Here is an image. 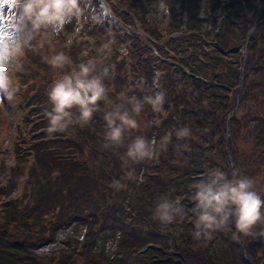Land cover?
<instances>
[{
	"label": "trees",
	"instance_id": "obj_1",
	"mask_svg": "<svg viewBox=\"0 0 264 264\" xmlns=\"http://www.w3.org/2000/svg\"><path fill=\"white\" fill-rule=\"evenodd\" d=\"M187 1L190 7H186V15L189 13L191 17L189 23H185L182 29L184 33L173 40L175 41L172 42L173 45L161 44L156 51L158 57L154 58L153 62L146 58L144 52L137 54L134 49H129L131 61L133 59L137 61H134V69L128 72L122 68L123 55L117 50H110L107 56L103 57V61L100 60L101 56H88L89 53L78 59L79 45H83V41L87 43L84 37L80 38L81 34L73 38L70 44H66L64 40L51 42L48 49L42 50L43 58L53 51H63L76 62L86 63L92 59L96 66H100L96 67L99 72L108 69V75L102 78L105 87L109 89L108 95L117 93L114 89L122 88L130 82L131 93L140 101H143L148 94L144 87L141 88L142 76L145 74L152 76L154 72L152 66L156 69L159 65L169 66L164 68L167 73L165 78L168 77L169 81L164 78L161 87L173 82L175 89L177 84L183 83L184 77L189 81L187 87L177 91L174 96L170 95V99L167 98L166 101V103L171 101L173 103L171 106L183 104L179 113L176 107L171 109L168 119L165 120L166 124L173 128L170 146L181 148L187 146L191 152L188 156L192 161L194 154L198 155L199 159L204 157L202 166L181 170L187 175V185L189 186L195 177L202 178L208 169L215 168L217 158L215 159V154L212 152L209 154L207 152L216 151L218 148L227 166V154L230 155L232 165L238 174L251 178L257 172L264 175V3L260 5L261 0ZM200 11L202 14H199ZM256 13V27L250 32ZM180 15L181 13L177 12L176 23L170 22L167 32L163 29L161 33L165 34L162 35H167L173 31V28L176 30ZM219 18L217 31L209 39ZM74 23L75 21L69 23V27ZM210 25L212 28L208 29ZM237 26L243 31L240 36L234 38L233 42L230 33ZM112 30L116 31V28L112 27ZM151 35L153 34L149 33V37ZM208 39L209 42L206 41ZM183 40L188 43H180ZM206 42L213 47L208 49V53L199 47ZM183 46H186V49L181 51ZM243 46H245L243 50L245 54H240ZM188 49L191 52L186 56L185 52H188ZM201 52L211 58L205 60L203 56L199 57ZM233 55L237 57L231 62L227 58ZM40 60L37 61L39 65H41ZM128 60L130 61V57ZM99 62L101 64H97ZM42 66L44 67L43 63ZM51 70L56 73L52 79L59 78L61 72L48 65L46 71L49 73ZM174 71L175 77L172 76ZM48 85H51L50 82ZM48 85L46 87H49ZM122 99H119L117 104H121ZM34 114L31 115L33 119ZM174 114L177 117H174ZM173 120H175L174 125H172ZM196 127L201 128L202 131L204 129V136L211 138L204 143L206 152H203L202 144L199 147L201 151L198 152V144L195 147L185 137H177L180 128H187L192 137L193 128ZM46 138L47 135L39 140L40 147L35 149L33 145L30 146L29 151L31 149L35 151L34 157L23 154L18 156L20 161L16 165L18 173L15 176L19 177V172L25 171L24 176L28 178L22 191L11 193L9 191L11 188L8 189L10 182L6 184L8 180L6 175L4 177H7V180L0 183V264H134L131 259L133 255L139 258L136 264L139 262L140 264H264V236L258 235L255 238L235 236V229L229 224L217 231L226 241L222 247H219L214 245L215 243L204 244L205 240L194 239L193 231H188L179 220H176V224L179 223V230L173 234V237L167 238L169 240L165 244L152 248L148 245V242H151L149 239L138 237L139 242L135 243L132 239L123 236L115 245V251L107 254L103 251L104 244L102 249L98 244L100 232L105 227L108 216L113 212H121L126 206L128 197L126 187L121 185V181L127 185L128 181L122 178L130 179L128 177L129 174L132 176V173L128 174L125 169L121 170L119 162L114 164L116 169L113 173L111 164L108 165L110 169H107L99 163L91 167L95 169L93 172L89 169L86 158L82 159L84 163H81L71 152L65 151L64 145L59 143L52 145ZM240 140L247 141V144L252 145L253 148L240 149L238 145ZM124 142L126 143V140ZM77 145L79 149L93 147L84 143L80 145L78 141ZM104 152L108 158L107 162H112L108 152L106 150ZM97 153L91 154L92 161H97ZM21 160L29 161V165L26 167L20 164ZM192 161L187 160L186 164L190 165ZM219 165L220 168L224 167L223 162ZM55 167H59L63 173L70 168L74 182L69 185L63 184L61 182L63 174L57 175L59 171L54 170ZM54 172H56L55 176H53ZM176 173V177L181 174L180 171ZM3 174V169H0V179ZM106 175L111 176L109 183L106 181L108 180ZM189 192L192 191L178 193L189 202L191 198ZM261 193L264 195V192ZM81 203H85L83 209ZM190 213L194 217L192 210ZM77 215L81 218H91L84 240L79 243L76 235L66 236L62 241L56 240L59 230L68 226L69 221ZM188 220L185 219V222L188 223ZM171 225L174 226V222ZM215 236L217 237V234ZM46 243H55L56 247L38 254L36 249ZM140 245V249H137ZM145 245L147 248L143 249Z\"/></svg>",
	"mask_w": 264,
	"mask_h": 264
},
{
	"label": "rangeland",
	"instance_id": "obj_2",
	"mask_svg": "<svg viewBox=\"0 0 264 264\" xmlns=\"http://www.w3.org/2000/svg\"><path fill=\"white\" fill-rule=\"evenodd\" d=\"M212 1L214 2L215 0ZM82 3L85 7L86 14L99 15L101 22H85L79 34L73 32V28L75 27L74 23V25L70 27L69 24L65 26L64 30L58 35L49 33L46 39L43 33L38 35L33 41V44L43 41V47H38L35 51H28L27 55L21 61L20 70L14 75V81L18 83L19 91L15 92L11 100H0V169H3L4 172L0 179V183L7 180V177H4L6 175L8 176L6 184L10 182L8 189H11L9 191H11V193L20 190L22 191L28 178L26 179L24 176L25 171H22V173L19 172V177L15 176L18 173L16 165L20 161V157L18 156L23 154L34 157V149L29 151V148L32 145L35 149L40 147L41 145L38 142H41L39 140L42 137H45V135H47L46 139L50 141L52 145H56L57 143L64 145L66 148L65 151L71 152L74 157L78 158L79 162L84 163L82 159L86 158L88 167L90 166L89 169L98 163L106 166L107 169H110V166L108 165L111 164V170L113 173L116 169L114 164L119 162L121 170L125 169L128 174L132 173L130 179H127V177L122 178L123 180L126 179L128 181L127 185L121 181V185L126 187L128 202H125L126 206H124V209H122L121 212H113L108 216V221L100 232L98 244L100 245V248L104 244L103 251L110 254V252L115 251V245L119 242L120 238L126 236L128 239H132L135 243L139 242L138 237L149 239L151 242H148V245L154 248L160 244H165L169 240L167 238L173 237V234L179 230L180 222L187 227L186 229L188 231H194V217L190 213L192 210L190 208L194 207V202L191 198L189 202L186 201V199H184V197L178 192L192 191L189 192V195L192 197L194 192L192 185L197 182L200 177H195L194 181L189 183L188 186L187 175L183 174L182 171L185 168L194 169L195 166H202L204 157L199 159L198 155L194 154L192 161L189 159L190 157L188 154H191V152H189L187 146L184 148H181L180 146H170L171 137L166 146L162 145V139L164 136L168 133L172 134L173 131V128L169 127L165 120L168 119V116L172 111L171 109L176 107L179 113V111H181V106L183 105L174 104L171 106V101L166 103L167 98L170 99V95L174 96L177 94V91L181 90L183 87H187L189 81L184 77L183 83L177 84L175 89L172 85L173 82L172 84H167L166 87H161L162 81L167 74L164 68H168L169 66L159 65L157 69L152 66L154 72H152V76L151 74H148V76L147 74L142 76L141 88H145L144 90L148 93L147 96H154L157 93H163L164 101L162 108L157 112L153 111L150 105L144 104L139 116L135 117L138 123V128L128 130L124 135L123 143L121 145L109 143L108 147L104 146L108 142L103 135L106 127V122L104 121L103 116L105 111L112 110L121 98H123L121 104H123L124 108L131 111L132 104L129 97H134V94L130 91V82H127L122 88L120 87L117 90L114 89L117 93L108 95V103L105 101L99 103L100 111L94 114L90 124L84 126L85 129L84 127L81 128L79 125L74 124L69 127L66 132L54 133L50 138L45 131L47 128V119L44 115V111L50 107L47 99V90L49 87L46 86L49 82L50 84L53 82L52 77H54L56 73H54L53 70L49 73L46 71L48 64L44 63L42 50L48 49L51 46V42L57 40H64L65 42L69 37H71L72 40L81 34L80 38L84 37L87 43L85 44V41H83V45H79L80 50L77 51L78 59L85 56L82 55V53L87 50V53H89V55L87 54L88 56L99 55L102 57L100 60L103 61V57L107 56L110 50H117L119 51V54L123 55L122 68L125 72H128L134 69V61H137L136 59L131 61L132 57L130 56L131 52L129 49H134L137 54L139 52H144L146 58H148L150 62H153L154 58L157 59L156 57H158L156 51L161 44L165 45L172 42L174 43L175 41L173 40L184 33L182 29L189 23L191 17L189 16V13H187L188 17L185 16L186 7H190V5L187 0H82ZM262 3H264V0H261L260 5ZM177 12L181 13L177 21L178 27L176 30L173 28V31H170L167 35H162L165 34L161 33L163 29L167 32L170 22L171 24L176 23L177 19L175 17ZM199 14H202L201 11ZM219 21L220 18L216 22L215 29H212V36L209 39H211L216 33ZM252 23L253 25L250 32L254 31L256 27L257 13L254 16ZM173 26L174 25H171V27ZM112 27H115L116 31H113ZM211 28V25L208 26V29ZM242 31L243 29L239 26L233 29V32L230 33V38L233 42L235 41L234 38L240 36ZM149 33L153 35L149 37ZM209 39L206 41L209 42ZM180 43L185 44L188 42L183 40ZM97 47H99V49ZM199 47L203 51L206 50L205 52L207 53L209 48L213 49L212 45L210 44L209 46L207 42ZM184 49H186V46H183L181 51ZM244 49L245 46L240 49V54H245L243 51ZM188 50V52H185L186 56L191 52L190 49ZM205 55L209 56L203 52L199 53V57L203 56L202 58L205 60L211 58L210 56L204 57ZM129 57L130 61L128 60ZM236 57L237 55H233L229 56L227 59H230V61L233 62ZM39 59H41V65L37 63ZM42 63L44 67L42 66ZM97 64H101V62ZM100 72H102V70ZM100 72L96 68L94 73ZM172 76H176L175 71L172 72ZM166 80L169 81L168 77ZM176 99L178 100L179 98L177 97ZM112 101L115 102V104L111 103ZM32 113H35L33 115L34 119L31 118ZM174 117H177V115L174 114ZM174 122L175 120H173L172 125H174ZM192 132L193 136L190 137V135H188L185 139L195 147H197L198 144V152L201 151V148L199 147L200 144H202L203 152H206L204 143L211 140V138H206L204 136L205 130L203 129L202 131L199 127L193 128ZM136 136H143L146 140H155V144L153 145L155 159L139 162L127 161L125 159L124 153L126 152V146ZM66 138L70 139L64 140ZM60 139L61 141H59ZM124 140H126V143ZM77 141L80 145L84 143L93 145V147L79 149L77 147ZM238 145L242 150L253 148V146L247 144V141L245 140H240ZM104 150L108 152L109 157L111 156L112 162H107L108 158L106 157ZM93 152H98L97 161H92L91 154ZM210 152L215 154V159L217 158V161H215L217 163L215 168H220V165L218 166V164L223 162L224 167L220 169L225 171L230 178L233 173L238 174L232 165L230 155L227 154V166L225 160L222 158L219 148L216 149V151H208L207 154ZM187 160L192 161V163L190 165L189 163L186 164ZM20 164H24L27 167L29 161L21 160ZM57 169L59 171L57 175L63 174L61 176V182L63 184L69 185L74 182L72 170H70V168L64 173L59 167L54 168V170ZM91 170L95 172V169ZM179 171L181 174L176 177V172L179 173ZM39 173H41V171ZM55 175L56 172L53 173V176ZM254 175L255 176L252 178L257 182L256 190L264 192V175L259 172ZM106 176L108 177V180L106 181L109 183L111 176ZM40 177L41 175H39V178ZM115 183L118 184L117 181H115ZM165 196L169 199H179L180 203L184 205L186 215L188 214V216H185L181 221L179 220V213H177V220H179V223L177 222L176 224V221H174V226L171 225L172 223L169 225H162L158 220L152 218L156 203L160 197ZM80 205L83 209L85 203H81ZM77 209L80 210V208ZM185 219H189V222H185ZM69 222L68 226L59 230L56 240L62 241L63 238L70 235H72V237L76 235V239L78 238L79 240V234H84L85 230H88L91 218H81L77 215ZM86 234L87 232H85V235ZM216 234L217 237L215 236ZM201 240H205L204 244L211 242L219 247H222V245L226 243L217 231L212 233L211 239ZM51 247V245H44L43 247L38 248V254L43 253L41 251L49 250ZM140 247L141 245L138 246L137 249H140ZM145 247L146 245L142 248L144 249ZM148 250H150V248H148ZM131 259L134 264L139 260L136 255H133ZM138 264H140V262Z\"/></svg>",
	"mask_w": 264,
	"mask_h": 264
},
{
	"label": "clouds",
	"instance_id": "obj_3",
	"mask_svg": "<svg viewBox=\"0 0 264 264\" xmlns=\"http://www.w3.org/2000/svg\"><path fill=\"white\" fill-rule=\"evenodd\" d=\"M75 21L73 32L79 34L85 22L100 23L96 14H86L82 0H0V100H11L19 91L14 75L21 68V61L28 51L43 47V41L33 44L42 33L56 34L64 30L66 24ZM71 43V37L66 44ZM85 50L82 55H87ZM44 62L61 75L54 79L47 90L50 107L44 111L47 119L45 131L51 138L54 133L66 132L73 124L83 128L90 124L95 113L100 111V101L109 102L108 91L102 77L108 75L105 68L99 74L96 63L89 59L76 62L63 51H53L45 56ZM131 111L123 104H115L105 111L106 122L104 138L108 144L121 145L128 130L138 128L139 116L144 104L153 111H160L164 101L163 93L145 96L143 101L130 98ZM189 135L187 128L180 129L177 137ZM168 133L162 139L166 146L170 141ZM155 140L136 136L126 146L124 157L127 161L139 162L155 159L153 145ZM131 175L129 174V177ZM256 180L233 173L229 175L220 168H210L192 187L194 207L193 238L211 239L212 233L231 224L234 235L253 237L264 236V195L256 190ZM121 185H118V187ZM186 216L184 205L179 199L160 197L152 213V218L162 225H169Z\"/></svg>",
	"mask_w": 264,
	"mask_h": 264
}]
</instances>
